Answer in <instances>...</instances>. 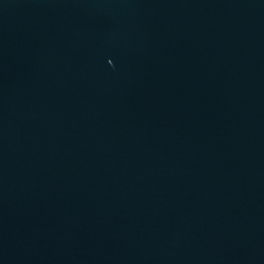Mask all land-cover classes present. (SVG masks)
Instances as JSON below:
<instances>
[{
    "label": "water",
    "instance_id": "95a60500",
    "mask_svg": "<svg viewBox=\"0 0 264 264\" xmlns=\"http://www.w3.org/2000/svg\"><path fill=\"white\" fill-rule=\"evenodd\" d=\"M0 264H264V0H0Z\"/></svg>",
    "mask_w": 264,
    "mask_h": 264
}]
</instances>
